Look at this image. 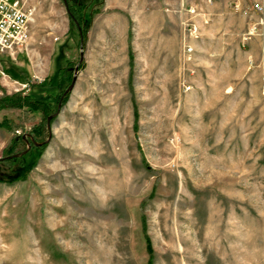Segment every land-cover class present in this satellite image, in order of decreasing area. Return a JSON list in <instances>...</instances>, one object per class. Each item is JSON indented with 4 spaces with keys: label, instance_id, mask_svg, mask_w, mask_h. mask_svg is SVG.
Returning a JSON list of instances; mask_svg holds the SVG:
<instances>
[{
    "label": "rangeland",
    "instance_id": "rangeland-1",
    "mask_svg": "<svg viewBox=\"0 0 264 264\" xmlns=\"http://www.w3.org/2000/svg\"><path fill=\"white\" fill-rule=\"evenodd\" d=\"M68 1L88 32L98 0ZM231 4L190 58L177 8L155 34L142 17L130 66L118 44L87 48L63 0L35 2L0 98L56 83L57 60L76 81L47 118L0 110V264H264V17Z\"/></svg>",
    "mask_w": 264,
    "mask_h": 264
},
{
    "label": "built area",
    "instance_id": "built-area-1",
    "mask_svg": "<svg viewBox=\"0 0 264 264\" xmlns=\"http://www.w3.org/2000/svg\"><path fill=\"white\" fill-rule=\"evenodd\" d=\"M37 0H0V54L10 57L25 49L28 41V24L32 21V14L36 10ZM153 2H167L169 0H151ZM249 5L231 4L235 12L247 15L249 12L259 14L263 22L264 0H247ZM216 0H178L177 10L182 17L181 22V51L190 56L194 52L192 45L186 43V38L199 40L202 29L211 22L210 8ZM169 10V7L166 9ZM184 17V18H183ZM251 27L249 34H253Z\"/></svg>",
    "mask_w": 264,
    "mask_h": 264
},
{
    "label": "crops",
    "instance_id": "crops-1",
    "mask_svg": "<svg viewBox=\"0 0 264 264\" xmlns=\"http://www.w3.org/2000/svg\"><path fill=\"white\" fill-rule=\"evenodd\" d=\"M234 2L241 5L246 4V0H216L214 6L210 8L212 14L211 20L215 16L214 10L218 9L217 7L220 5L224 7L225 4ZM177 4L178 0H171L168 3L153 2L151 0H103L102 5L99 7V13L92 18L90 30L87 32V48L93 49L94 47L95 49L105 51L104 47L118 44L121 47V53H125L126 50L128 65L129 33L131 32V36L135 34L138 36L141 29V19L144 17L148 21V27L152 29L149 32L155 34L158 16L165 18L166 16L164 15H167L169 19H174L166 9L168 7L172 9L178 8ZM175 17L176 19L174 20L178 23V20H180L179 14L175 15ZM51 26L52 30H60V19L52 21ZM202 35L203 33L201 32L200 38ZM130 42L133 53V40ZM108 49L110 50V48ZM34 79H37V77H34Z\"/></svg>",
    "mask_w": 264,
    "mask_h": 264
},
{
    "label": "trees",
    "instance_id": "trees-1",
    "mask_svg": "<svg viewBox=\"0 0 264 264\" xmlns=\"http://www.w3.org/2000/svg\"><path fill=\"white\" fill-rule=\"evenodd\" d=\"M102 3H103V0H98L97 4L90 10L89 15H88L89 18H92L96 13L99 12V7L102 5ZM65 5H66V11H67L70 21H72L76 27H80L79 37L85 43L86 35H87V28L83 26L84 17L82 15V12H84L85 9H87V4L85 3L82 7L78 8V7L72 6L68 2V0H65ZM130 38H131V33H129V53H128L129 65L131 66L132 61H133V56H132V51L130 48ZM81 61L78 64V70H80L84 65L83 62ZM1 62L2 60H0V63ZM56 68H57L56 70L58 73L57 75L58 80L56 81V83L52 82L50 83V85H42V84L33 85L31 87L32 89L30 93L24 96L12 95V96H5L3 98H0V110L7 109V108H24L25 107L31 112H40L43 117L47 118V116L51 112L52 101H54L56 104L59 103L62 105L67 101L68 94L65 93V90L69 86V83L72 80V75L69 71H71L73 67L69 60H66L65 65H62V62L58 64V60H57ZM3 70H5V68H3ZM62 83L65 84V88L63 89L61 88ZM44 96L47 97L45 100L43 98ZM0 127L4 128L5 130L9 132L11 131L15 132L14 128L10 127L8 122L5 121L4 119L0 122ZM34 136H37V135L34 134ZM20 138L21 137H18V136L14 137L16 141H18ZM37 150L40 151L41 148ZM146 248H147L148 253L151 256V248H150V244L148 241L146 243Z\"/></svg>",
    "mask_w": 264,
    "mask_h": 264
},
{
    "label": "bare ground",
    "instance_id": "bare-ground-1",
    "mask_svg": "<svg viewBox=\"0 0 264 264\" xmlns=\"http://www.w3.org/2000/svg\"><path fill=\"white\" fill-rule=\"evenodd\" d=\"M101 174V173H100ZM85 180V179H84ZM86 181V180H85ZM89 182V181H88ZM95 182H97L98 185H100V188L98 187V191L95 190V195L93 196L97 201H101L102 202V198L105 195V191H106V181L104 179L98 178L95 179ZM84 190V189H83ZM98 203V202H97Z\"/></svg>",
    "mask_w": 264,
    "mask_h": 264
},
{
    "label": "water",
    "instance_id": "water-1",
    "mask_svg": "<svg viewBox=\"0 0 264 264\" xmlns=\"http://www.w3.org/2000/svg\"><path fill=\"white\" fill-rule=\"evenodd\" d=\"M63 2L65 4V0H63ZM80 53H82V44L81 43H80ZM75 81H76V75L74 74L73 80H72L71 84L69 85V87L67 88V91H70L73 88Z\"/></svg>",
    "mask_w": 264,
    "mask_h": 264
}]
</instances>
